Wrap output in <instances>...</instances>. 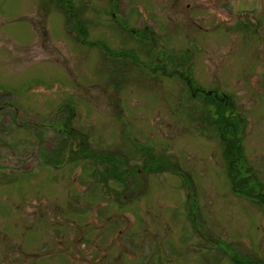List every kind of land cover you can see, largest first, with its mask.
Wrapping results in <instances>:
<instances>
[{"label":"rangeland","instance_id":"obj_1","mask_svg":"<svg viewBox=\"0 0 264 264\" xmlns=\"http://www.w3.org/2000/svg\"><path fill=\"white\" fill-rule=\"evenodd\" d=\"M0 264H264V0H0Z\"/></svg>","mask_w":264,"mask_h":264},{"label":"flooded vegetation","instance_id":"obj_2","mask_svg":"<svg viewBox=\"0 0 264 264\" xmlns=\"http://www.w3.org/2000/svg\"><path fill=\"white\" fill-rule=\"evenodd\" d=\"M113 17H114V16H113ZM132 21H133V22H136L137 20H136V19H132ZM123 22L129 24L128 19H123ZM214 95H215V97L218 99V101H219L220 103H225V104H231V103H232L231 100H228L227 103L224 101V99L226 98V95H225L223 92H217V93H215ZM235 115L238 117V119H241V120L244 119L243 115H242L240 112H238V111L235 112Z\"/></svg>","mask_w":264,"mask_h":264},{"label":"trees","instance_id":"obj_3","mask_svg":"<svg viewBox=\"0 0 264 264\" xmlns=\"http://www.w3.org/2000/svg\"><path fill=\"white\" fill-rule=\"evenodd\" d=\"M211 96H212V95H211ZM213 97L216 99L217 102H219L218 99L215 97V95H213ZM212 99H213V98H212ZM219 103H220V102H219ZM224 104H225V103H224ZM220 116H221V115H220ZM222 118H223V116H222ZM241 121H243V120L238 119V122H241ZM234 122H237V120H233V123H234ZM237 162H238V160H237ZM248 191H249V190H248ZM251 193H253V192H250V191H249V195H251ZM261 196H262V195H261Z\"/></svg>","mask_w":264,"mask_h":264}]
</instances>
